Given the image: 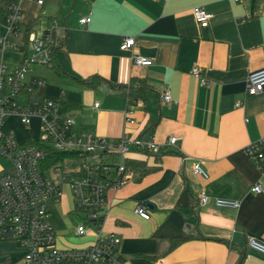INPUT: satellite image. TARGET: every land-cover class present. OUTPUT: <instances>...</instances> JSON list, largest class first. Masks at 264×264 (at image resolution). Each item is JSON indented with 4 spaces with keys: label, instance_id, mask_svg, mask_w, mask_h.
<instances>
[{
    "label": "crops",
    "instance_id": "0c3cea01",
    "mask_svg": "<svg viewBox=\"0 0 264 264\" xmlns=\"http://www.w3.org/2000/svg\"><path fill=\"white\" fill-rule=\"evenodd\" d=\"M37 1L21 2L22 34L40 36L54 28L60 44L54 66L36 68L27 77L46 81L35 87L33 101L59 102L60 112L75 121L78 132L110 141L124 134L148 135L161 146L157 155L131 154L126 163L138 164L137 169L131 166L135 177L105 192L101 228L121 239V264H264V255L248 244L252 238L264 243V192L252 190L258 184L264 189V146L263 161L246 152L264 138V91L246 94L249 75L264 69V0ZM195 7L212 15L208 28L197 23ZM86 16L91 22L81 25ZM129 37L136 45L122 51ZM136 55L153 65L136 67ZM194 67L202 68L205 83L192 75ZM167 87L170 103L162 99ZM20 98L26 106L29 98ZM129 111L133 124L126 122ZM19 120L10 116L3 132L14 131L19 143L35 142L16 131L23 125ZM154 120L157 125L150 128ZM170 136L181 138L177 148L165 145ZM111 159L125 162L120 156ZM198 161L208 179L193 173ZM67 162L74 167L65 171L80 169L76 160L60 165ZM201 191L241 206H200ZM141 204L149 220L135 213ZM83 223L85 217L73 232L54 230L57 246H91L99 224H89L90 233L80 237L76 228ZM0 256L8 264H20L24 254Z\"/></svg>",
    "mask_w": 264,
    "mask_h": 264
},
{
    "label": "built area",
    "instance_id": "2783aa9c",
    "mask_svg": "<svg viewBox=\"0 0 264 264\" xmlns=\"http://www.w3.org/2000/svg\"><path fill=\"white\" fill-rule=\"evenodd\" d=\"M14 0L2 28L6 30L0 37V51L23 53L21 64L10 68L0 64V154L11 163L10 172L0 176V243L13 242L24 254L20 264H121L119 253L121 239L115 234H104L102 223L107 212L105 192L109 188L119 189L135 177V171L126 161L133 153L157 155L160 145L148 135L134 138L124 134L120 139L110 141L75 130V121L60 112L59 102L48 100L39 105L33 101L35 87L46 85L41 78L28 75L39 67L51 69L55 62V53L60 41L54 28L47 29L40 36L29 32L22 34L21 2ZM240 2V0H234ZM39 5L43 0H38ZM194 17L202 28H208L212 15L202 7L193 9ZM91 17L80 19L81 25H89ZM21 40L22 46L12 40ZM136 39L126 38L122 51L131 50ZM136 67H151L153 61L136 55L133 59ZM202 68L194 67L192 75L201 77ZM264 91V69L251 73L247 79L246 94L257 96ZM26 96L28 104L23 106L18 99ZM163 101L172 102L170 87L162 95ZM100 104L96 103L95 108ZM240 106V103L237 105ZM131 112H127V123L133 124ZM16 116L28 127L33 119L40 121L39 138L33 143H19L13 132L4 133L3 124L7 117ZM181 138L170 136L165 145L178 147ZM264 138L251 144L246 152L261 157L260 148ZM56 154H68L67 161H80L78 171H64L62 165L46 166ZM120 156L125 162L116 163L111 158ZM66 161V160H65ZM193 173L209 178L201 162L193 165ZM54 174L59 179H53ZM69 187L73 201L85 217V223L76 228V235L85 237L90 233L89 224H99L95 232V242L87 248L61 249L57 246L56 234L49 221L48 204H58L63 198V187ZM253 192H264L262 185L253 187ZM200 206L214 204L218 208L239 209L241 203L235 200L211 199L206 192L199 194ZM135 213L149 220L145 205H138ZM250 249L264 255V243L249 239ZM245 264V263H239Z\"/></svg>",
    "mask_w": 264,
    "mask_h": 264
},
{
    "label": "rangeland",
    "instance_id": "374dc122",
    "mask_svg": "<svg viewBox=\"0 0 264 264\" xmlns=\"http://www.w3.org/2000/svg\"><path fill=\"white\" fill-rule=\"evenodd\" d=\"M6 34V30L4 28H0V37H4ZM12 43H17L15 40H12ZM19 45L22 46L21 40L19 39ZM23 47V46H22ZM23 59V53L14 52V51H7L3 56L0 51V64L1 62L5 63L10 68H16L21 64ZM38 92L36 91V94ZM24 98H19L18 101L21 102ZM9 117L6 118L8 120ZM35 119L32 120V124L30 129L24 125L18 124L17 132L22 130V137L28 140L35 141L39 138V131L40 125L35 124ZM20 121V120H19ZM24 126L28 130H24L22 127ZM14 132V131H13ZM15 134V132H14ZM25 139L21 142H25ZM77 163V162H76ZM72 162H67L63 164L60 168L61 170H70L74 166ZM10 172V163L7 162L1 155H0V175H4ZM64 197L63 200L59 204L49 203L48 210L50 213V223L54 230L61 229L62 231H69L81 221L84 220V214L77 209L75 203L73 202V195L69 189V187H63ZM66 205V206H65ZM56 232V231H55ZM73 232V231H72ZM71 237H74L73 235ZM5 244H0V254L4 257L15 259L20 256L21 250L17 248L15 245L11 244L10 242H3ZM10 243V244H9Z\"/></svg>",
    "mask_w": 264,
    "mask_h": 264
},
{
    "label": "trees",
    "instance_id": "16d2710c",
    "mask_svg": "<svg viewBox=\"0 0 264 264\" xmlns=\"http://www.w3.org/2000/svg\"><path fill=\"white\" fill-rule=\"evenodd\" d=\"M12 2H14V0H0V25L5 21L8 8ZM149 125L150 128H154L157 125V120L152 121ZM70 158L72 157L68 154H56L51 160H48L46 166L48 167L53 164H59ZM127 164L129 166L135 167L136 169L138 168V164L136 162H129ZM0 264H8V261L0 256Z\"/></svg>",
    "mask_w": 264,
    "mask_h": 264
}]
</instances>
